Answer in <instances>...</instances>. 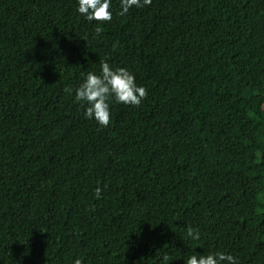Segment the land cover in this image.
<instances>
[{
  "label": "trees",
  "instance_id": "16d2710c",
  "mask_svg": "<svg viewBox=\"0 0 264 264\" xmlns=\"http://www.w3.org/2000/svg\"><path fill=\"white\" fill-rule=\"evenodd\" d=\"M112 5L0 0V264H264V0ZM101 61L147 91L107 127L68 90Z\"/></svg>",
  "mask_w": 264,
  "mask_h": 264
},
{
  "label": "clouds",
  "instance_id": "9594fccd",
  "mask_svg": "<svg viewBox=\"0 0 264 264\" xmlns=\"http://www.w3.org/2000/svg\"><path fill=\"white\" fill-rule=\"evenodd\" d=\"M152 0H119V15L124 16L133 8H143L150 5ZM77 12L86 21L100 23L109 22L113 17L112 0H77ZM102 28L97 26L95 34L99 35ZM74 102L84 108L83 115L86 119L95 120L101 127L109 126L111 120L112 103L139 106L146 97L147 91L136 82L135 74L126 67H113L107 61H101L100 70L86 73L81 82L74 89ZM102 189H95V196L99 199ZM186 237L193 242L201 238L198 228L188 226ZM165 255L163 260L168 261ZM185 264H240L239 258L230 252L210 250L207 254L188 255ZM73 264H84L77 257Z\"/></svg>",
  "mask_w": 264,
  "mask_h": 264
}]
</instances>
